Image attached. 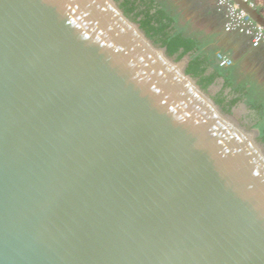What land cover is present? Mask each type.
Wrapping results in <instances>:
<instances>
[{"label": "water", "instance_id": "1", "mask_svg": "<svg viewBox=\"0 0 264 264\" xmlns=\"http://www.w3.org/2000/svg\"><path fill=\"white\" fill-rule=\"evenodd\" d=\"M187 59L116 0H0V264H264L260 133Z\"/></svg>", "mask_w": 264, "mask_h": 264}, {"label": "crops", "instance_id": "2", "mask_svg": "<svg viewBox=\"0 0 264 264\" xmlns=\"http://www.w3.org/2000/svg\"><path fill=\"white\" fill-rule=\"evenodd\" d=\"M155 1L171 13L180 32L198 43L201 55L208 56L216 65L217 54L232 60L231 66L222 68L226 71V82L231 85L226 94L240 98L231 113L244 127H258L264 119V45L252 48L248 38L226 33L222 12L206 0ZM248 1L264 16V3ZM190 57L188 54V62ZM225 79L219 78L211 86L212 94L220 92ZM237 89L239 93H235Z\"/></svg>", "mask_w": 264, "mask_h": 264}, {"label": "trees", "instance_id": "3", "mask_svg": "<svg viewBox=\"0 0 264 264\" xmlns=\"http://www.w3.org/2000/svg\"><path fill=\"white\" fill-rule=\"evenodd\" d=\"M116 1L120 3V8L125 15L137 22L154 44L166 48L169 56L175 57L179 61L191 54L186 72L198 79L203 89L206 90L214 85L219 78H226V71L214 64L208 56L201 55L198 50V43L180 32L175 26V20L171 13L155 0ZM230 86V83L226 82L225 79L222 89L214 97L216 103L228 114L240 101L239 97L230 98L229 95L224 94ZM237 91L238 89L235 90V93H239ZM255 128L259 131V140L264 145V119Z\"/></svg>", "mask_w": 264, "mask_h": 264}, {"label": "built area", "instance_id": "4", "mask_svg": "<svg viewBox=\"0 0 264 264\" xmlns=\"http://www.w3.org/2000/svg\"><path fill=\"white\" fill-rule=\"evenodd\" d=\"M213 3L222 12L224 18V31L236 33L249 39L252 48L264 45V29L232 0H206ZM251 7L252 4L245 0ZM217 65L219 68H226L232 65V60L223 55L217 54Z\"/></svg>", "mask_w": 264, "mask_h": 264}, {"label": "flooded vegetation", "instance_id": "5", "mask_svg": "<svg viewBox=\"0 0 264 264\" xmlns=\"http://www.w3.org/2000/svg\"><path fill=\"white\" fill-rule=\"evenodd\" d=\"M215 83H216V82H215ZM212 86H213V85H212ZM217 94H218V93H217ZM224 94L227 95L226 92H224ZM215 95H216V93L213 94V97H215Z\"/></svg>", "mask_w": 264, "mask_h": 264}, {"label": "rangeland", "instance_id": "6", "mask_svg": "<svg viewBox=\"0 0 264 264\" xmlns=\"http://www.w3.org/2000/svg\"><path fill=\"white\" fill-rule=\"evenodd\" d=\"M260 3H264V0H258ZM212 93V92H211ZM248 128V127H247Z\"/></svg>", "mask_w": 264, "mask_h": 264}]
</instances>
